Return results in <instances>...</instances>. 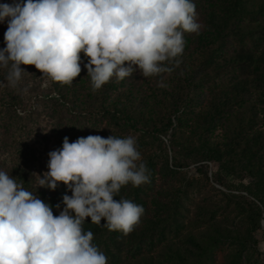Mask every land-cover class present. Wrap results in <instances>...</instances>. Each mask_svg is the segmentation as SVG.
<instances>
[{
	"label": "trees",
	"instance_id": "obj_1",
	"mask_svg": "<svg viewBox=\"0 0 264 264\" xmlns=\"http://www.w3.org/2000/svg\"><path fill=\"white\" fill-rule=\"evenodd\" d=\"M193 2L202 27L198 34H184L185 48L176 58L180 64L169 73L145 78L136 72L119 81L113 77L101 89L93 91L84 68L88 58L83 53L82 71L68 85L41 76L34 65H21L28 73H23L13 86L6 81L8 69L0 68V82H3L0 83V153L11 164L7 168L6 161L0 159V170L27 191L34 190L30 158L25 152L28 141L24 138L30 128L31 113L26 106L31 96L20 82L46 80L50 93H55L56 101L62 104L59 113L62 111L65 122L81 124L87 115L94 116L90 118L94 123L107 118L113 129L104 138L122 137L124 129L139 131L137 150L144 154L142 162L148 169L150 182L138 187L124 186L114 199L124 198L142 205L145 212L140 223L127 235L109 231L92 223L90 218L82 224L84 232L93 233L92 243L100 251L104 247L109 250L111 264H124L128 254L133 259H142L143 264H155L145 252L153 237L163 235L172 225H182L184 189L174 184V180L184 178L183 168L193 164L210 180L204 170L207 163L218 168L216 181L220 185L229 186L227 178L240 172L249 177L248 183L236 186L240 192L233 198L235 210L246 228L231 231L217 225L210 221L214 211L200 207L197 216L190 220L191 226L207 221L209 227L200 236L194 229L189 233L188 240L193 246L190 254L194 259L173 250L174 257L180 264H207L205 259L213 257L216 247L233 238L236 249L230 264H254L248 242L264 231V0ZM4 47V39H0V48ZM216 77L222 80L216 81ZM161 80L166 86L160 84ZM55 113L58 115L56 109ZM60 130L62 135L71 133L68 128ZM217 130L220 133L216 135ZM168 135L169 145L165 141ZM156 144L169 147L170 153L167 150L164 156H156L153 151H147ZM158 179L161 183L155 190ZM65 194L64 190L59 195L44 191L38 197L53 206V214L59 215L65 207L62 203ZM102 239H106V246Z\"/></svg>",
	"mask_w": 264,
	"mask_h": 264
},
{
	"label": "clouds",
	"instance_id": "obj_2",
	"mask_svg": "<svg viewBox=\"0 0 264 264\" xmlns=\"http://www.w3.org/2000/svg\"><path fill=\"white\" fill-rule=\"evenodd\" d=\"M6 20L0 68L8 69L7 83L15 86L28 73L21 65H34L48 80L71 84L83 53L93 91L113 77L173 71L184 34L202 27L193 0H13L0 3V23ZM48 156V171L34 174L39 187L54 191L63 183L71 191L59 215L0 170V264H107L82 224L90 218L127 235L140 223L142 205L114 199L124 186L150 182L136 138L64 137Z\"/></svg>",
	"mask_w": 264,
	"mask_h": 264
},
{
	"label": "rangeland",
	"instance_id": "obj_3",
	"mask_svg": "<svg viewBox=\"0 0 264 264\" xmlns=\"http://www.w3.org/2000/svg\"><path fill=\"white\" fill-rule=\"evenodd\" d=\"M0 3L12 4L13 0H0ZM6 30L7 20L4 23H0V39H4ZM37 80H33L30 84L28 82H20L22 87L27 91V95L31 96V100L26 106L27 112L31 113L28 121L30 128L25 133L24 138L28 141V143H26L27 147L25 152L30 158L29 168L34 183L33 193L39 196L46 191L54 195H59L64 190L71 196V191H69L67 187L65 188L63 183H60L54 191L46 187H39V178L35 174L43 177V174L48 171V153L62 148L64 137H68L70 143L76 141L79 137H87L89 135H100L103 137L109 133V129L110 131L113 129V126L109 124L107 118H104L103 121L99 120L100 122L94 123L92 119H90L94 117L93 115H87L85 118H82L81 124L65 122L62 111L59 113V110L62 109V104L56 101L55 93H50L48 82L40 78H37ZM221 80L216 77V81ZM154 81L158 82V79L155 78ZM160 84L166 86V83L162 80ZM29 88L31 90H29ZM55 109L58 115L55 113ZM21 114L24 115L25 113L21 112ZM101 117L102 116L97 118L100 119ZM60 124L62 126H60ZM61 128H68L69 131L71 130V133L62 135ZM170 133L171 131L169 134ZM218 133H220V130H217L215 134L217 135ZM121 134L123 135L122 137L134 136L136 140H138L137 137L140 135L139 131L137 132L134 128L124 129ZM165 138L167 145H169L170 135ZM160 145H153L152 149H147V151L151 153L153 151L156 156L158 154L164 156L167 150L169 151V147L166 146L165 148ZM139 152L141 153V157H143L144 154L141 151ZM0 159L6 161L5 167L11 168L9 158L6 155L0 153ZM217 169L218 168L212 163H207V168H204L210 178V180H207L204 173L198 172L196 165L193 164L183 168L184 178L178 181L174 180V184L177 183L178 185H182L184 189L182 193V197L185 196V198H182L184 208L183 214L180 216V224L182 225L179 227L172 225L164 231L163 235L153 237L152 244L145 252L150 259L154 260L155 264H180L179 259L174 257L173 250L179 251L187 258L194 259L190 254L193 246L188 240L189 233L194 229L197 235L200 236L201 232L209 227L207 221L200 223L199 226L196 227L191 226L190 220L197 216V211L200 207L214 211V217L210 220L211 222L226 227L231 231H236V229L245 230L246 224L242 216L236 212L233 198L235 194L240 192L236 186L240 187L241 183H248L249 177H246L244 172L230 175L227 178L229 179L227 181L229 186H223L216 181ZM160 183L161 179H158L155 190L159 189ZM262 227L264 230V220L262 221ZM100 241L106 246V239ZM248 245L250 246V255L253 263L259 262V264H264V231L258 232L256 234V239L248 242ZM104 248L102 252L107 257V264H111L112 255L109 250ZM235 249L236 243L233 241V238H229V240H224V242L216 247L212 258L205 259V261L207 264H230ZM143 263L142 259H133L129 254L124 262V264Z\"/></svg>",
	"mask_w": 264,
	"mask_h": 264
}]
</instances>
